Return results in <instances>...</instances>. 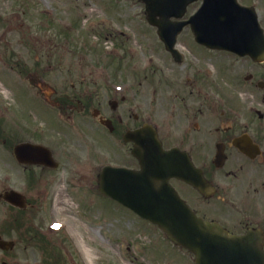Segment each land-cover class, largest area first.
<instances>
[{"label":"rangeland","instance_id":"rangeland-1","mask_svg":"<svg viewBox=\"0 0 264 264\" xmlns=\"http://www.w3.org/2000/svg\"><path fill=\"white\" fill-rule=\"evenodd\" d=\"M143 10L138 0H0V193L15 189L38 205L19 213L0 199V238L13 242L0 249L5 264H192V255L159 228L96 191L102 165H126L133 158L127 157L129 145L120 136L100 129L88 112L81 116L71 97L79 82L89 84L91 72H107L117 62L126 68V95L142 102L145 112L153 109L159 93L168 101L175 90L185 92L180 79L167 85L163 76L159 88L148 69L155 57L160 65H173ZM188 44L184 28L177 37L178 49L187 55L181 66L189 56L208 70V77L232 90L227 57L194 54ZM245 74L242 67L240 79ZM121 81L117 76L103 84L113 88L110 84L118 87ZM20 141L48 147L58 167L17 164L11 149ZM54 190L69 202L68 211L52 212ZM183 195L188 200V191ZM35 230L43 240L31 237ZM79 242L99 259L86 261Z\"/></svg>","mask_w":264,"mask_h":264},{"label":"flooded vegetation","instance_id":"flooded-vegetation-1","mask_svg":"<svg viewBox=\"0 0 264 264\" xmlns=\"http://www.w3.org/2000/svg\"><path fill=\"white\" fill-rule=\"evenodd\" d=\"M202 1L189 2L188 12L186 9L182 18L189 20ZM238 1L254 7L264 33V0ZM187 30L189 52H208L227 57L229 63L225 69L232 75L228 77L227 83L233 85L232 90L220 86L223 83L213 77H208L204 67L194 63L189 56L188 63L181 66L186 62L187 55L180 54L181 62H175L173 55L164 49L161 42L173 67L160 65L157 62L159 58L155 57L157 61L150 64L148 69L156 74L159 88L162 76L167 85L173 84V79H180L185 92H181L180 88L173 95L169 93L174 100L167 101L159 93L153 99V109L145 112L142 102H135V96L130 99L126 95L127 85L124 84L128 78H123L126 68L121 65L122 62L109 65L107 72H91L94 77L87 82L89 84L79 82L78 89L71 97L81 116L83 112H88L102 130L111 127L109 134L115 133L117 137L118 132L122 137L126 131L136 130L145 124L152 125L162 148L183 150L201 171V191L178 179L168 181L179 195L184 196L183 191H188V206L195 214L218 223L227 233L239 235L248 230L259 231L264 250V59L256 61L229 51L210 50L195 42L190 22ZM109 57L113 58L112 55ZM150 61L151 57L148 58ZM175 66L179 68L180 74L173 73L176 71ZM242 67L246 74L240 79ZM117 76L122 77L118 87L114 83L110 84L113 88L103 84L104 79L111 80ZM145 77L146 74L143 75ZM99 83L101 87H98ZM236 86L238 91L234 89ZM89 87H92L91 91ZM188 87L191 88L189 92ZM194 89L196 92H193ZM240 95L245 96L244 100H240ZM61 97L65 102L68 101V96ZM134 103L138 108L133 107ZM125 144L129 145L128 157L133 143L125 141ZM132 158L130 164L124 165L138 168L136 158ZM26 201V209L38 206L36 200L32 203L26 197ZM31 235L33 239L34 236L40 237L37 230ZM39 239L43 240L42 237ZM51 252L60 259L59 255ZM68 260H71L69 255ZM0 264H5V260H1Z\"/></svg>","mask_w":264,"mask_h":264},{"label":"water","instance_id":"water-1","mask_svg":"<svg viewBox=\"0 0 264 264\" xmlns=\"http://www.w3.org/2000/svg\"><path fill=\"white\" fill-rule=\"evenodd\" d=\"M139 1L144 4L146 20L156 26L166 49L176 54L172 49L176 35L188 22H171L170 17H180L192 0ZM212 5L218 8L212 9ZM192 19L196 41L208 47L253 56L254 40L262 41L255 13L235 0H204ZM123 138L133 142L131 152L140 169L104 166L98 176L102 194L158 225L170 240L194 254L195 264H264L259 235L252 231L242 236L227 235L218 224L197 217L169 186L168 179L175 177L203 187L201 178L189 179L192 164L183 158V152L175 148L163 150L146 125L126 132ZM12 153L19 164L57 166L49 149L39 144L20 142L13 146ZM0 197L20 209L26 207L25 197L17 191L6 190ZM11 247L12 242L0 239V248Z\"/></svg>","mask_w":264,"mask_h":264},{"label":"bare ground","instance_id":"bare-ground-1","mask_svg":"<svg viewBox=\"0 0 264 264\" xmlns=\"http://www.w3.org/2000/svg\"><path fill=\"white\" fill-rule=\"evenodd\" d=\"M69 208H70L69 202L67 200H65L64 197H62L60 190H58L56 193H54V198H53L52 204H51L52 212L57 213L58 210L68 211ZM58 212H60V211H58ZM70 230L73 232L74 236L78 235L76 233V230L72 226H70ZM79 244H81V243L79 242ZM79 247H80V251L82 252V255L84 256L86 261H88L89 263H93L99 259V257H97L92 250L85 249L82 246V244Z\"/></svg>","mask_w":264,"mask_h":264},{"label":"trees","instance_id":"trees-1","mask_svg":"<svg viewBox=\"0 0 264 264\" xmlns=\"http://www.w3.org/2000/svg\"><path fill=\"white\" fill-rule=\"evenodd\" d=\"M19 213H24V212L23 211L22 212L20 211Z\"/></svg>","mask_w":264,"mask_h":264}]
</instances>
